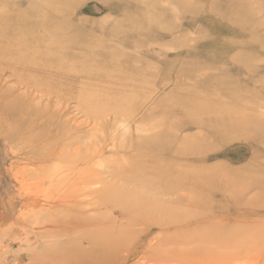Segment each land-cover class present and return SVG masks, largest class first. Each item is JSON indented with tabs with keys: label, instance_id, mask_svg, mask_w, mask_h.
Instances as JSON below:
<instances>
[{
	"label": "rangeland",
	"instance_id": "obj_1",
	"mask_svg": "<svg viewBox=\"0 0 264 264\" xmlns=\"http://www.w3.org/2000/svg\"><path fill=\"white\" fill-rule=\"evenodd\" d=\"M0 264H264V0H0Z\"/></svg>",
	"mask_w": 264,
	"mask_h": 264
},
{
	"label": "bare ground",
	"instance_id": "obj_2",
	"mask_svg": "<svg viewBox=\"0 0 264 264\" xmlns=\"http://www.w3.org/2000/svg\"><path fill=\"white\" fill-rule=\"evenodd\" d=\"M207 114V116H206V118H207V120L209 121L210 119H211V114H210V112H207L206 113ZM90 117V116H89ZM122 138V137H121ZM93 153V152H92ZM91 153V154H92ZM94 155V154H93ZM93 164V163H92ZM97 166V165H96ZM102 166V165H101ZM99 167V166H98ZM100 168V167H99ZM102 168V167H101ZM102 170V169H101ZM81 173V172H80ZM112 175V174H111ZM110 175V176H111ZM122 177V176H121ZM140 177V176H139ZM119 179V178H118ZM133 179V178H132ZM121 180V179H120ZM145 180V179H144ZM168 189H170L171 187H167ZM96 201V200H95ZM98 202V201H97ZM162 209H164V208H166V206L165 205H162V207H161ZM167 212V211H166ZM93 241L94 240H91V242L93 243ZM95 241H96V239H95Z\"/></svg>",
	"mask_w": 264,
	"mask_h": 264
}]
</instances>
